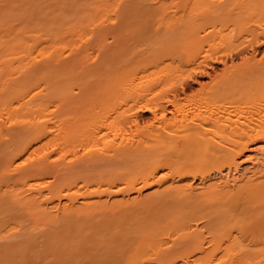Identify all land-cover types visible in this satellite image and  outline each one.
Masks as SVG:
<instances>
[{"label": "bare ground", "instance_id": "1", "mask_svg": "<svg viewBox=\"0 0 264 264\" xmlns=\"http://www.w3.org/2000/svg\"><path fill=\"white\" fill-rule=\"evenodd\" d=\"M0 264H264V0H0Z\"/></svg>", "mask_w": 264, "mask_h": 264}, {"label": "rangeland", "instance_id": "2", "mask_svg": "<svg viewBox=\"0 0 264 264\" xmlns=\"http://www.w3.org/2000/svg\"><path fill=\"white\" fill-rule=\"evenodd\" d=\"M106 9H108V7L106 8ZM168 10V9H167ZM167 10H165L164 12H167ZM110 11V15H111V18H112V20H110V18H109V14H108V12ZM170 11H171V13H170ZM170 11H168L167 12V14L166 13H164L163 12V14H164V16L163 15H160V16H158V17H160L161 18V16H162V18H166L167 17V20L166 19H157L156 17V15H154L155 16V18L157 19H155L154 17L152 18V16H150V18L148 19V18H146V19H148V20H146V22H149V23H144V19H141L140 18V21H142V24H140L139 23V21H136V19L135 20H133V21H131L132 23H133V25H135V26H137L138 27V29H137V32H138V30H139V32L138 33H140V35L138 34V33H136L135 32V30H136V27H135V30H134V32L132 33V29H134V28H132L131 30H130V26H131V23L129 22L128 23V26L127 27H129L128 28V30L127 31H125L124 33L125 34H127V35H123V37H120L119 36V38H117L114 34H110V33H107L106 31H107V29H109L108 27H109V25H111V28H113V27H117V26H119V24L121 23V18L119 17L120 16V14H117L118 16H116L117 17V21H116V17H113L114 15H115V13H120L119 11H118V9L115 7V8H111L110 10L108 9V11H107V13L106 12H104L103 14H104V16H105V13L106 14H108V17H107V15H106V17L107 18H109L108 20H106L105 18H103L102 17V15H101V18H100V20H99V25L100 26H103V28L105 29V34H104V36H105V38H103V47L105 46V51H109L110 49H111V46L112 47H115L118 43H119V41H120V44L122 43L123 45H122V50H124L125 52H124V54H125V57H124V59H126V58H129V57H131V56H134V55H136V54H138L140 51H142V52H147V51H149L148 49H151L152 51H164V49H166V48H174L175 50H177V43H178V40H179V36H176V34H174L172 31H171V29H169V28H173V26L174 25H176V23H178L180 20H181V12L180 11H177V12H173V14H172V11L173 10H170ZM161 12H159L158 14H160ZM170 13V14H169ZM179 14V17H178V14ZM113 15V16H112ZM170 15L171 16H174L173 18H174V20L176 21V23H175V21L174 22H172L173 21V18L172 17H170ZM176 15H177V17H178V19H177V17H176ZM114 18H115V20H114ZM168 18H170V21L168 20ZM176 18V19H175ZM105 19V20H104ZM120 19V20H119ZM109 20H110V22H109ZM115 22H114V21ZM137 20H139V18L137 19ZM152 20H153V22L154 21H156L155 23L157 24L158 22H159V24H161V25H159V24H157V27L159 26V30L157 31V32H155V30L153 31V33H159V34H161V30L162 31H165V30H167L168 29V32H170L166 37L167 38H165L164 36H165V33H164V36H162L161 35V37H160V35L158 36V37H156V41L159 39V37H160V40H158V44H156V47H155V39L153 40V43L149 46V40H150V37H148V41H147V36L145 35V33L147 34V35H149L148 33H150L149 32V29L151 28L150 26H151V22H152ZM104 21H105V24H104ZM107 21V22H106ZM111 21H112V23H111ZM158 21V22H157ZM160 21H161V23H160ZM166 21H168V23H165ZM170 22H172V24L170 23ZM111 23V24H110ZM113 23H114V25H113ZM115 23H116V25H115ZM163 23H165V25H163ZM175 23V24H174ZM130 24V25H129ZM156 24H152L153 25V27H154V29H156L157 30V28L155 27V25ZM174 24V25H173ZM126 25H127V23H126ZM146 25H148V26H146ZM163 25V26H162ZM113 26V27H112ZM127 27H125L126 29H127ZM161 27H162V29H161ZM165 27H166V29H165ZM152 29L153 28H151L150 29V31H152ZM130 30V31H129ZM141 31H142V33H143V36H142V33H141ZM144 31V32H143ZM166 32V31H165ZM167 32V33H168ZM134 35V37L136 36H140L139 37V39H136V37L135 38H133L132 37V34ZM123 34V33H122ZM122 34H120L121 36H122ZM128 34H130L131 36H128ZM136 34V35H135ZM144 35H145V38H144ZM151 35V34H150ZM154 35H156V34H154ZM89 37L91 36V34L89 33V35H88ZM174 36V38L176 39V38H178V40H177V42H176V40H174L172 37ZM109 37V38H108ZM128 37V38H127ZM153 37V36H152ZM164 39H163V38ZM107 38H108V40H107ZM138 38V37H137ZM124 39H125V41H124ZM164 40V41H163ZM166 40H168V43H167V45L165 46L164 45V43L166 42ZM237 41H239L240 42V40L239 39H237L236 41H233V43H234V45H236L237 43ZM150 42H151V40H150ZM164 42V43H163ZM124 43H125V45H124ZM236 43V44H235ZM166 44V43H165ZM165 47H164V46ZM93 46H95V42L92 40V42H89V44H88V49L89 50H94L93 49ZM151 46H153L154 48H155V50H153V47H151ZM124 47V48H123ZM119 48H120V45H119ZM150 50V51H151ZM132 51H136V53L134 52V55L132 54ZM212 52H216V51H212ZM180 53V51L178 52V50H177V54H179ZM170 61H167V63H166V61H165V63L166 64H168ZM172 64V66H174V63H170V65ZM170 65H169V67H170ZM161 66V65H160ZM159 66V67H160ZM176 66H177V64H176ZM176 66H174V67H176ZM214 66V68H215V70H220L221 68H222V66L220 65V64H214L213 65ZM159 67H158V69H159ZM168 67V66H167ZM169 67H168V69H169ZM171 69V68H170ZM208 71H210L211 73L213 72V71H211V69H208ZM94 78V77H93ZM95 79V78H94ZM89 80V82H90V80H91V82H92V79H88ZM199 81L201 80V81H206L207 79L206 78H200V79H198ZM191 87L192 88H197V84H193V85H191ZM96 98V97H95ZM94 97L92 98V100H94L95 99ZM96 100V99H95ZM95 100H94V103H95ZM92 103H93V101H91ZM96 102H97V100H96ZM142 117H143V119L144 120H146L147 118H149L148 117V114L147 113H144L143 115H142ZM214 180H215V178H214ZM196 184H198V181H197V183H195V185Z\"/></svg>", "mask_w": 264, "mask_h": 264}]
</instances>
